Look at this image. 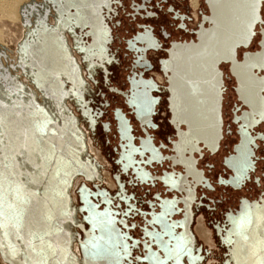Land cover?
<instances>
[{
  "label": "bare ground",
  "instance_id": "bare-ground-1",
  "mask_svg": "<svg viewBox=\"0 0 264 264\" xmlns=\"http://www.w3.org/2000/svg\"><path fill=\"white\" fill-rule=\"evenodd\" d=\"M99 3L0 0V219L7 225L0 234L1 251L7 252L3 264H103L88 257L87 250L99 240L97 209L87 203L81 207L76 190L81 179L103 174L90 153L83 120L73 111V103L84 100L86 82L80 70L88 53L84 44L76 49L68 39L80 27H97ZM14 24L22 26L21 37L3 36V29L10 26L12 32ZM5 40L17 42L14 54ZM81 52L84 57H77ZM241 206L223 238L230 247L228 264H264V198ZM245 214L251 223L240 227ZM17 221L18 229L12 227ZM182 241L176 240L186 243ZM190 248L163 249L154 259L156 264H187L182 257L188 255L194 264ZM124 256L118 250L110 257L125 264Z\"/></svg>",
  "mask_w": 264,
  "mask_h": 264
},
{
  "label": "flooded vegetation",
  "instance_id": "flooded-vegetation-1",
  "mask_svg": "<svg viewBox=\"0 0 264 264\" xmlns=\"http://www.w3.org/2000/svg\"><path fill=\"white\" fill-rule=\"evenodd\" d=\"M99 4L100 7L98 6L99 9L96 14L97 27L92 30L91 27L83 30L80 27L76 29L73 36L68 33V39L78 45L75 46L76 49L82 43L88 53V59L83 58L81 61L84 68L80 70V72H83L86 82L83 92L84 100L80 102V108L81 111H84V115L80 111L76 113L82 118L88 139H90V153L98 159L100 167L103 168V174L100 178H107V184H104V186L96 183L90 187L101 189L103 192L109 191V196L104 197L109 201V206L126 207L125 211H128V214L131 215L128 217V227H126L125 237H127V233L131 234V242L133 243L130 245L131 253L126 264H150L145 259V256L152 255L153 258H156L160 253L163 255V251L160 248L153 251L152 249L155 246L151 244L148 245L149 250L146 248L147 242L143 238L146 228L140 227L145 223V219L140 212L141 210L151 211L154 207L159 209L164 207V205L167 206V209H173L168 198L176 193L175 190H170L176 183L171 179H176L175 177L177 176L181 178L185 172L183 165L172 164L173 157L175 156L173 149L181 145L185 147V142L188 139V136L183 131V139H180V141L176 140L178 133L182 132L180 128L183 125L181 124L179 128L173 123L169 107L170 90L167 84L168 81L164 84H159L156 73H158L160 80H163L162 74H166L161 70L160 60L167 56V47H170L173 41L195 38L197 29L203 21V15L206 11L208 12V6L206 0H101ZM261 10L264 19V2H262ZM262 27H264V24L256 26V35L248 47L238 49L240 58L242 57V52L245 50L260 49L259 41L261 39L260 30ZM94 36H96V39H94ZM151 38L158 44V48L148 47L146 40H151ZM115 40L119 44L114 46L113 49ZM81 53L82 55L79 54L77 57H84V53ZM105 54L107 55L104 57ZM123 54L125 56L124 59H126L125 66L128 73L125 76V80H123L126 86L119 87V85L111 80L110 74L114 73V71L112 68H109V65L124 62L121 57ZM87 55L85 54V56ZM83 61L88 66L87 70ZM222 63L224 64L225 62ZM222 63L221 68H223ZM225 65L226 68H223L224 86L222 92L223 137L220 147L215 152H210L205 148L195 151L194 155L197 165L203 168V175L208 178V181L207 184L204 182V185L198 184L194 186L195 183L192 177L186 178L187 195L184 197L186 201L179 203L182 209L174 214V217L181 220L184 226L182 235L179 239L174 236L172 239L166 240L169 243L166 249L169 250H179L180 247L189 245L191 247L190 250H192V262L194 264H198V262H202L206 258V255L203 254V246L198 245L200 241L199 237H204L205 240H214V229L205 224L204 215L200 214L196 218L194 196L200 195L204 206L207 208L212 206L215 209L223 200V196H213L211 192L215 191L219 186L226 184L238 189L239 187L246 186L249 180L262 184V181H260L261 174L256 171L258 168L260 169L259 162L264 159V139H261L264 136V119H261V113H264V86L260 89L262 106H257L256 112L251 109L253 115L250 118V123L252 126L247 128L252 141L250 144L253 149V152L250 153L252 159L250 171L246 174L244 170H238L232 174V169L226 165V167H221L222 170H217L216 179H214L213 171L216 170V167L215 162L210 160V155L215 154L218 156L223 141L226 137L230 138L232 140V148L222 158V162L225 164L224 157L234 153V147L240 141V135L243 133L241 131L243 126H240L239 122H236L235 119L242 111H247V106L238 96L237 87L239 86V82H237L236 77L230 72L229 64L225 63ZM254 71L264 77V68L256 66ZM88 72L89 77L92 78V82L94 83H98L100 80L95 76V73H101L100 78L104 80L107 86L108 84L110 85V90L114 93H123L127 103L129 99L135 100V105L130 106L128 112L123 105H113L112 114H107V119L101 118L99 120L100 117L106 114H104L105 110L103 109L101 110L102 112L95 110L91 102L87 100V93L90 92L91 82L87 76ZM134 82L141 83L138 86L140 89L139 93L134 86ZM104 90L106 89L100 87L98 89L99 95L106 96ZM110 103L108 100L106 106ZM118 107H120V110L117 109ZM125 114L131 118L134 134H130V131L126 129L129 135H124L125 138L121 142V136H116L115 134V116L123 117ZM83 116L87 120L84 121ZM256 121H259V123H256ZM98 124H101V127L108 135L104 137L103 143L112 144L109 155L113 156L116 153L117 156L119 152L122 153L124 143L127 144L129 151H132V149L137 150L136 162L137 166L139 165V169L143 170V176L136 178L137 174L129 175V172H124L123 174H119L120 181H117L115 173L118 172V168L115 172L110 171L106 166V164H109L108 158L93 143L90 132L92 129H96ZM109 133H112L113 136L109 135ZM146 149H149L151 152H147ZM186 155L188 154H183L181 157H184V160L191 161L192 156ZM128 156L130 157L131 155ZM169 157L172 158L170 159ZM242 166L246 167L245 163ZM140 180H145L146 182L142 185H136V181L139 182ZM173 183L175 184L172 185ZM114 187H118V193L124 197L121 200L124 201L123 207L118 205L120 195L117 193L113 197L112 190ZM113 191L115 193L116 190ZM77 194L80 201L79 193ZM178 197H180V194H178ZM263 198L264 192L261 194L260 199L255 198L254 200L249 196L239 195L238 206L227 210L226 217L228 224L225 226V230L219 224L216 226V229L221 234V238L226 237V233L232 227L235 217L239 216L242 204H245L247 200L251 203L255 201L259 202ZM105 203V200L101 201L100 207H103ZM195 219L197 232H195L193 226ZM198 223L200 229L197 230ZM261 224L264 225V222ZM181 228L179 227V230ZM176 240H183L182 242L186 241V243L179 245ZM126 242L129 243L127 238ZM183 261L189 264L188 255L184 257ZM166 264L174 263L171 260Z\"/></svg>",
  "mask_w": 264,
  "mask_h": 264
},
{
  "label": "water",
  "instance_id": "water-1",
  "mask_svg": "<svg viewBox=\"0 0 264 264\" xmlns=\"http://www.w3.org/2000/svg\"><path fill=\"white\" fill-rule=\"evenodd\" d=\"M206 2L208 12L206 11L203 15V21L197 29L196 37L190 40L173 41L171 46L166 49L167 56L160 60L161 70L164 71L168 78L167 84L170 90L169 107L172 121L179 128L181 124L183 125L180 128L182 132L178 133L176 140L180 141V139H183V131L188 136V139L185 142V147L181 145L173 149L175 156L172 164L183 165L185 169L181 178L177 176L175 177L176 179H171L176 183H173L172 185H175L170 189L175 190L176 193L168 198L173 209L168 208V210L167 206L164 205V207L159 209L154 207L151 211L141 210L140 212L145 219V223L140 227L146 228L143 238L147 242L146 248L148 250L150 249L148 247L150 244L155 246L152 249L153 251L159 248L161 250L166 249L169 246L167 239H172L174 236L179 239L182 235L184 226L181 220L174 217V214L182 209L179 203L186 201V198H184L187 195L186 178L192 177L195 183L194 186L198 184L204 185V182L207 184L208 178L203 175V168L198 167L194 153L195 151H200L201 148L215 152L221 144L223 137L222 92L224 86V70L221 68V63L229 64L230 72L239 82L237 87L238 96L247 106V111H242L235 119L240 126L250 123V118L253 115L251 109L256 112L257 106L262 103L260 89L264 86V77L258 75L252 65L264 59V27L260 30V49L245 50L240 58L238 49L248 47L252 41L243 40L248 5L243 0H206ZM261 7L262 3L259 5L258 15L263 19ZM259 24L261 23L257 22L254 26V32H256V26ZM146 43L148 47H159L152 38L151 40H146ZM230 47L234 49V55L232 58H227L224 54ZM168 58H172L170 63H167ZM140 84V82H134L138 93ZM134 101L129 99V105L134 106L136 103ZM117 109L120 110V107ZM138 117L140 118L139 114ZM130 119L126 114L123 117L115 116V134L116 136H121V142L125 138L124 135L134 134ZM126 129L130 132L127 133ZM123 146L122 153L119 152L115 156L118 165V172L115 173L117 181H120L119 174L124 172H129V175H134L135 173L137 174L136 178L143 176V170L139 169V165L137 166L136 162L137 150L132 149V151H129L126 143ZM146 151L151 152L149 149H146ZM252 152L251 144L245 140L244 134L241 133L240 141L234 147V153L226 155L224 163L232 169V174L238 170H244L247 174L250 171L249 168L252 162L250 153ZM183 154L192 156L191 161L184 160V157H181ZM128 155L131 156L129 157ZM169 158L171 159L172 157ZM243 163H245L246 167L242 166ZM145 182V180H140L139 182L136 181L135 184L142 185ZM104 189L106 190V188ZM82 190L86 193L85 199L82 198ZM108 192L107 190L103 192L101 189H94L88 186L85 181H83L79 189L81 207L85 203L88 206L95 205L97 209V213H95L96 221H98L97 228L100 231L98 242L87 247L88 257L103 264H120L117 257H115L116 262H114L110 256L114 254V251L122 250L123 254L125 253L126 264L131 253L130 245L133 243L131 242V234L127 233V237H125L128 217L131 215L128 214V211H125L126 207L122 206L124 201L121 200L124 197L120 193H118L120 195L118 205L123 208L109 206V201L104 198L109 196ZM178 194H180V197H178ZM194 197L195 209L196 207L198 208V203L199 205L204 204L200 195ZM103 200L106 203L103 207H100ZM83 209L86 210L85 215H88V208L84 207ZM88 216L92 217L91 215ZM85 219L88 222L91 221L89 218ZM179 227H182L181 230H179ZM126 238L129 243L125 242ZM147 260L150 264H156L154 258ZM182 262H184L183 257Z\"/></svg>",
  "mask_w": 264,
  "mask_h": 264
},
{
  "label": "rangeland",
  "instance_id": "rangeland-1",
  "mask_svg": "<svg viewBox=\"0 0 264 264\" xmlns=\"http://www.w3.org/2000/svg\"><path fill=\"white\" fill-rule=\"evenodd\" d=\"M0 23H1V21H0ZM9 27L7 26L4 29L2 28L4 30V33H5V35H3V36L6 37L7 34L11 33L12 36L17 35V38L21 37L22 26H18L17 24L11 25L12 32H10ZM18 27H19V29H18ZM13 31H15L16 33ZM5 39H7V38H5ZM6 42L8 43L7 45H9L8 46L9 53L14 54L17 42H16V44H12L8 40ZM10 44H11V46H10ZM117 44H119V42H117V40H115V43L113 45V49H114V46H117ZM119 55H120V53H119ZM121 57H122V61H124V62H121V64L116 63V64L109 65L110 66L109 68L110 69L112 68L114 71V73L110 74L111 80L114 83H116L117 85H119V87L120 86H126L125 83H123V80H125V76L128 73L126 66H125L126 59H124V57H125L124 54L121 55ZM83 63H84L85 68L87 70L88 66L85 64L86 62L83 61ZM222 66H223V68H226L225 63L224 64L222 63ZM100 74L101 73H99V74L95 73V76L100 79L98 81V83L92 82V78L89 77V72L87 74L89 80L91 81L90 82V92L87 93V100H89L91 102V105L93 106V108L95 110H100V111L102 109L105 110L104 114H106V115L100 117L99 120H101V118L107 119V117H108L107 114H112L113 105H121V106L123 105L125 110L128 112L130 105L127 103V100L125 99V95H123V93L122 94L121 93H114L112 90H110V85L108 84V86H109V88H108V86L104 82V80L102 78H100ZM111 80H109V81L111 82ZM100 87L103 89H106V90H104L106 92V96L99 95L98 89ZM108 100L111 103L108 106H106V103ZM73 110H75V112H77V113L79 111L81 112L80 104L74 102L73 103ZM85 118L83 116L84 121L87 120ZM87 125L89 126V124H87ZM89 129H91V128L89 127ZM90 133H91V136L93 139V143H95L96 146H98L101 149L103 155L105 157H107L109 160V164H106L107 168L112 172L117 171L118 165L116 163L115 157H113V156H116V153H114L113 156L109 155V152H111L110 150H111L112 144L103 143L104 137H106L108 135H107L106 131L101 127V124H98V127L96 129L95 128L92 129ZM109 135H112V133H109ZM231 148H232V140L230 138L226 137L225 140L223 141V145H222L220 152L218 153V156L215 154L210 155V160H213L215 162V167H216V170L213 171L214 179H216L217 170L218 171L222 170V168H221L222 166L226 167V164H223V162H222V158L225 154H228L227 152H229V150H231ZM263 152H264V150H263ZM259 167H260V169L258 168V170L256 172L261 174V180L260 181H262V184H257L256 182L249 180V182L246 186L239 187L238 189H236L230 185L225 184L223 186H219L215 191L211 192V194L213 196H223L222 197L223 200L216 206L215 209H213L212 206L210 208H207L204 205H199V203L197 204L198 208L196 207V209H195L196 218L198 215L203 214L204 219H205V224L208 225L210 228L214 229V240L213 241L212 240H205L204 237H202L203 238L202 239L199 237V235L197 233L199 240H200L198 245L203 246L202 247L203 254L206 255V258L202 262H198V264H228L229 261L231 260L230 247H229L228 243L225 242L221 238V234L219 233L218 229H216V226H218V224H219L225 230V228H226L225 226L228 224L227 217H226L227 210H229L230 208H236L238 206L239 195L249 196L253 200L255 198H259V199L261 198V194H263V192H264V176H263L264 175V173H263L264 172V159L259 162ZM85 179H81V182L78 185V188L76 189L77 193H79V189L83 183L82 181H87L86 184L88 186H90V185L92 186L96 183L102 184V186H104V184H107V178H99V179H97V178L96 179L85 178ZM113 190H116L115 193ZM113 190H112V194L114 197L119 192V190H118V187H114ZM195 224H196V219H195L193 226H194L195 232H197ZM198 229H200L199 223L197 225V230ZM2 256H3V258H6L7 252H5L4 250L1 251V248H0V264H1V262L3 264ZM15 264H17V263H15Z\"/></svg>",
  "mask_w": 264,
  "mask_h": 264
},
{
  "label": "snow or ice",
  "instance_id": "snow-or-ice-1",
  "mask_svg": "<svg viewBox=\"0 0 264 264\" xmlns=\"http://www.w3.org/2000/svg\"><path fill=\"white\" fill-rule=\"evenodd\" d=\"M243 2L248 5V12H247V19L246 22L244 24V31H243V40L245 41H250L252 40L256 33L254 32V26L256 25L257 22L264 24V19H261L260 16L258 15V8L259 5L264 2V0H243ZM227 58H232L234 55V49L233 48H228L227 52L224 54ZM252 59V58H249ZM253 67L259 66L264 68V59H262L261 62H258L257 64H253ZM261 119H264V113H261ZM256 123H259V121H256ZM252 124L249 123L245 126L242 127L241 131L244 133V137L245 140L249 143H251V139L249 136V133L247 131L248 127H251ZM261 139H264V136L261 137ZM4 216V212L2 210V204H0V218H2ZM245 222L247 223H251L250 219L247 218V214H245V216L241 217L240 222H239V226L243 227ZM7 225L3 222L2 219H0V234L3 233V230L5 229ZM12 227L14 228H19V222L17 221L16 223H14L12 225ZM21 239H23L22 237H20ZM245 240L248 239V237L245 235L243 237ZM126 247V246H125ZM261 250H264V248H262ZM253 255H257V251L254 250L253 251ZM145 259H153L152 255H149L147 257H145ZM178 259V256H177Z\"/></svg>",
  "mask_w": 264,
  "mask_h": 264
},
{
  "label": "built area",
  "instance_id": "built-area-1",
  "mask_svg": "<svg viewBox=\"0 0 264 264\" xmlns=\"http://www.w3.org/2000/svg\"><path fill=\"white\" fill-rule=\"evenodd\" d=\"M161 74V73H160ZM162 76H163V80H160V78L158 77V73H156V77H157V79H158V82H159V84H164V83H166L168 80V78H167V76L166 75H163L162 74Z\"/></svg>",
  "mask_w": 264,
  "mask_h": 264
}]
</instances>
